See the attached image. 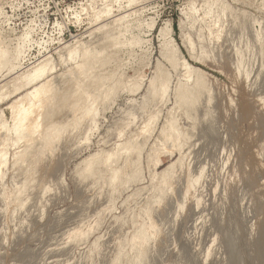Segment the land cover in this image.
<instances>
[{
    "label": "rangeland",
    "instance_id": "1",
    "mask_svg": "<svg viewBox=\"0 0 264 264\" xmlns=\"http://www.w3.org/2000/svg\"><path fill=\"white\" fill-rule=\"evenodd\" d=\"M227 15H229V17ZM220 17H222V20ZM240 17H242V19ZM229 19L231 20V23L234 20V22L238 21V24L240 23L238 30L233 32L229 29L230 25H232L231 23H228L230 21ZM217 21L220 24L216 23ZM244 21L245 23L243 26ZM249 21L255 22L250 23ZM261 22H263V26ZM217 24L219 26H217ZM228 25L229 30L227 29L226 31V29H223L224 26ZM250 26H252L251 28H253V31L250 30ZM263 27L264 0H0V51L2 52H0V93H2L0 94V127H3V124L8 127V129H6L4 126L7 131L3 130V133L0 136V150H4L6 146L9 153L8 165L4 168L3 176L0 179V242L2 243L0 245V257H2L0 258V262L3 260L0 264H78L83 260V263L85 262L84 264H88L91 257L98 249L101 254H104L107 251L108 245H106V240L110 237L108 243L110 247L118 244L116 247L123 254L122 256L124 258L121 264H132V260L137 256V264H147V261L144 262V259L148 258L150 249L146 244V240L142 239L140 242L135 241L140 232L147 228L150 219L153 218L152 223L154 220L156 221L158 219H156V217H158V211H154L155 213L152 212L149 217L148 215H145V211L149 208L153 209V207L156 206V203H158L164 195L172 196L175 200H173L172 204L167 208H164L167 213L164 211L156 223L162 231L168 226V230L166 229V231H169L168 234H173H169L170 237L168 236L167 242H165V240L160 243L157 251V255L159 254V257H157L156 260L157 262L160 263L161 260V264H174V260L171 261L174 254L176 261L175 264H177L178 261V264H195L197 261L200 262L202 260V262L197 263L264 264V125H262L264 124V88L257 86V88L263 89H259L260 91L256 89L257 92H255L256 86L254 85L256 82H253L257 75H259L261 61L259 60V62H256L257 65L255 64L253 72L249 78L245 77V75L239 74L236 69L238 55L242 51V46L239 44L240 41H246V34L250 30V35L254 36L255 34V42L260 43L262 41V36L264 35ZM224 31H226V33ZM119 32L125 34L124 36H121V40H117L118 42L114 45L106 42L110 35H116ZM228 33L231 35L226 37ZM217 34L224 35V37L219 41L218 49L220 52L217 51V54L213 56L211 54L212 49L210 44L214 42H209L208 39L209 36L211 39H214L217 37ZM182 37H185L192 43L193 57H190L187 50L182 46ZM222 41L224 43H222ZM95 46L100 48L104 46L105 48L104 52L98 57V69L95 72L96 77L94 83L97 85L106 83L110 86V89L107 90L108 93L104 95L96 105L93 115H91L92 124L90 122L87 128L86 126L84 127L86 129L85 133L89 131V134L86 133L88 136L82 134L84 131L82 132L81 127V133H78L77 136L75 135L76 140L72 141V143H75L74 145H71L72 143L67 139L62 147L64 149L58 150L53 154L51 159L49 158L50 164L53 163L52 165H54V167H50V164V166L48 165L49 159L46 161L44 166H48L45 169L50 170V173L47 171L45 173L46 176H44L41 172L44 177L40 174V177L42 178L38 177L40 180L37 179L38 182L36 183L38 185L36 183L33 184L32 180L27 179L25 182L23 180L22 182L24 184H22L21 180L24 179L26 167L21 168L22 165H20V167L14 168L13 166L16 159H18L17 157L24 152L26 143L22 141L17 143V145L15 144V134L11 132L14 126V119L12 120L13 111H10L12 107L9 106L17 104L18 107H20L22 103V106H28V99H30L29 94L33 92L38 85L40 86L41 83L43 84L48 80H51L53 83L56 78L57 80L60 79L58 82L55 80L54 87H57L58 89L61 87L62 89L63 79L68 76L69 69L74 65L69 59H71L72 56H81L84 52L92 50ZM227 51L228 53L231 52L228 54ZM245 53L247 60L249 55L248 49ZM165 54L172 56V58L170 57L172 60H168ZM221 56L226 61H224ZM226 56L230 58V61L235 67H233L231 62L228 61L229 58H226ZM221 59L226 65L221 63ZM66 60L69 61L67 62ZM183 62L188 64L191 72L187 73L189 70L184 69L182 65ZM68 63L69 65H67ZM247 67H251L249 63L246 64V68ZM42 68H46L47 73L45 72L43 77L39 79L37 73L42 70ZM50 69H54V71ZM254 71H256V73ZM186 73L191 77H188ZM262 74L264 75V73ZM197 76L200 77L198 78ZM202 76H204V80L202 79ZM241 76L243 78H241ZM161 79L165 80L167 91L163 96L162 93H159V95L157 94V97H153V94L150 93L152 83H154L153 81L160 83ZM251 83L253 86L252 88L250 86ZM56 84L61 85L58 86ZM63 88H65V90L67 89L66 97L67 99H70L75 91V84L71 83L68 87L63 86ZM251 89H253L254 93ZM65 90L62 89L61 91ZM188 91L194 95H203L205 104L209 99H212L211 108H208L207 106L204 108L207 117L206 121H208L209 125L214 124L217 131H221L220 136L207 137L208 139L212 138L208 143L206 141L207 145L203 141L200 143L198 142V144L196 142L195 144L191 142L189 147L191 149H194L195 147L193 150L194 153L192 152L193 155L191 154L190 151L192 150H190L189 147L185 146L181 152L180 148L177 149L172 141L165 138V134L169 132L171 122L177 119V117H180L181 114L179 112L180 110L175 107L177 96ZM205 96H209V99H206ZM216 100H219L218 103ZM252 103L253 105L251 106L250 104ZM17 105L15 107H17ZM215 106L219 107L216 108ZM253 109H255V111H253ZM249 111H253L254 113H250ZM239 114L242 116L241 118L240 116L238 117ZM50 124L51 123H45L46 126H44V131L48 130ZM178 127H180L181 130L184 129L182 126ZM163 131H166L165 134ZM41 140L42 139L37 140L35 145H40ZM1 144L3 145L1 146ZM192 144H197L199 148ZM217 144L219 145L217 146ZM136 145L140 146H137L139 149ZM200 145L202 146L201 148ZM215 147L217 148L214 149ZM127 149L130 150L127 151ZM195 150L197 151L196 153ZM222 150L223 154L221 153ZM134 152L138 153L134 154ZM208 152H210V154ZM58 153H60V155H58ZM200 153H202L201 155L203 156H201ZM204 153L208 155L205 156ZM212 153L213 155H211ZM214 154L216 155L214 156ZM132 156L133 158H136L133 160V158H131ZM212 156L214 157L211 158ZM57 157L61 159H58ZM109 157L118 160H110L111 162L113 161L110 164V161H108ZM199 157H202V159ZM205 157L207 159L209 157V159L205 160ZM53 158L61 161H55ZM125 159L127 162H125ZM180 159L184 162L182 161L181 163ZM195 159L198 163L195 162ZM130 160H133L132 164ZM199 160H202V162ZM86 161H88V164ZM104 161L107 162V164ZM114 161L117 162L115 163ZM205 161L208 164L205 163ZM28 162H30V160H28ZM178 162H180L177 166L180 173H178V175L179 178H181L178 181L179 183L176 182V185H174L175 183L170 182V178L163 180L161 175L169 169L170 166L175 165ZM56 163L58 165H56ZM203 163H205L206 166ZM200 164H203L204 168H206V175L209 174V176L207 175L206 177H209L210 180L209 178L203 180L201 182L202 184L200 183L199 185L201 188L198 186L193 190L189 185V176L187 173L190 170H196L197 172V169L200 168ZM92 165H95L96 167H93ZM122 165L125 166L123 168L124 172L121 174L122 180L111 183L110 179L112 178L109 177L113 176V172L111 173V171L122 168ZM87 166L93 168L91 169ZM234 166L239 172L237 171L235 173L234 185H232L233 187L231 186L232 189H230L227 194L228 196L230 195L229 198L231 200L230 202H227L228 199L224 195V186H226V179H228L229 176L228 174L231 173H229V171ZM84 168H86V170ZM176 170L174 169V171ZM102 171L103 174H101ZM127 173H130V175ZM135 175L137 176L135 177ZM60 176L61 179L57 180ZM78 176L80 178L82 177V181ZM21 177L22 179L20 180L19 178ZM73 178L75 180H73ZM124 178H128L129 181L128 179L124 180ZM183 178L185 179L182 181ZM46 180H48L53 186L49 184V190L47 189L46 192L41 194L40 192L47 184L45 183ZM14 181H16L17 185ZM53 181L56 182L54 183ZM83 181L87 183H84ZM81 182L82 184L84 183L82 191L80 190L82 184H79ZM243 182H246L247 184L245 185ZM249 182L252 183V188L247 186ZM56 183L60 185L57 186ZM117 183L118 185H116ZM85 184L88 185H86L88 188ZM54 185L56 188H54ZM111 185L114 187V190L118 187V190L114 191ZM178 185L181 187L182 192ZM24 186L25 193H23L22 190ZM237 186L238 188H236ZM248 187L250 188L249 191ZM76 188L79 192H77ZM178 188L180 190H178ZM183 188L185 189L183 190ZM235 188L237 189V193H235ZM51 189L53 190L50 191ZM240 189L242 193L240 192ZM21 190L22 192H18ZM177 190L178 192H176ZM29 191L32 193H29ZM89 191L91 192L89 193ZM50 192L51 199L50 196L48 198ZM166 192L167 194H165ZM231 192H234L233 195ZM112 193L114 195H112ZM182 193H184V196H182ZM18 194H20L21 197ZM44 197L46 198L45 200L48 201L46 204ZM180 197L186 198L187 201L185 208L181 210H179ZM27 198L35 199V205L34 203L29 202L31 206L33 204L35 211L29 204H27ZM96 201L99 202L96 203ZM41 202L43 204L42 206ZM86 203L88 205L91 204V206H88ZM257 204H260V208ZM22 205L23 207H26L25 205H27V207H30L31 209L29 208L27 211L25 209V213L24 210L19 211V207H21V209L23 208ZM76 206H78V208ZM15 209L18 210L16 211ZM247 209L250 210L248 211ZM28 210H30V213ZM31 211L34 213H31ZM174 211H178L180 215L178 218L180 221L177 223L178 226L174 223ZM26 212L29 214L28 217L25 216L27 215ZM22 213L24 214L22 215L24 220H18L21 216H19V214ZM36 214L41 215L37 216ZM229 214H231V216ZM14 215L19 217L17 218ZM165 216L167 217L165 218ZM26 217L27 220H29L28 222L27 220L25 221ZM38 219L39 221H37ZM165 219L168 220V223ZM128 220H130L131 223L130 221L128 223ZM172 220L174 221L172 222ZM126 221L128 224H126ZM191 222L193 224H191ZM56 223L58 226L55 225ZM35 224H37V226ZM31 227L33 228L31 229ZM118 227L119 229L117 230ZM19 230L22 231L20 232ZM53 230L56 231L52 232ZM114 230L116 233L113 232ZM209 231L213 232L210 233ZM34 232L38 237L33 234ZM22 233H24V235H22ZM175 233L178 234L175 235ZM18 236L21 238H18ZM226 236L232 237V243L235 242L232 247L235 252L227 250V248L229 249V246L225 244L227 243ZM4 238L5 240H3ZM175 238H177L178 241ZM111 239L114 240L112 241ZM189 240L191 241L189 242ZM196 240L198 242H196ZM203 241L207 242L204 243ZM186 243H191L188 251L192 250L194 253L189 251L187 257L189 258V256H192L187 259V262H184L186 261L183 259L185 255L184 251H187L188 248ZM219 243L223 244L220 245ZM235 246L236 250L234 249ZM179 249H181V254H179ZM40 250L43 251L45 254L44 256L43 253L40 255L42 252H38ZM172 251L173 253H171ZM67 252L70 253L68 254ZM168 252L172 255L171 257ZM197 252L199 257L196 255ZM175 253L179 255L177 256ZM36 256L37 258H34ZM43 258L45 260H43ZM20 259L21 261H19Z\"/></svg>",
    "mask_w": 264,
    "mask_h": 264
},
{
    "label": "bare ground",
    "instance_id": "2",
    "mask_svg": "<svg viewBox=\"0 0 264 264\" xmlns=\"http://www.w3.org/2000/svg\"><path fill=\"white\" fill-rule=\"evenodd\" d=\"M219 2V1H218ZM214 3V2H213ZM214 6V5H213ZM212 8V7H211ZM237 11V10H236ZM235 11V12H236ZM222 12H224V11H222ZM213 13V12H212ZM220 15H221V13H220ZM241 15V14H240ZM228 17H229V15H227ZM237 16V15H236ZM242 16V15H241ZM223 17V16H222ZM222 17H220V19L222 20ZM230 17H231V15H230ZM234 17V16H233ZM237 17H239V16H237ZM236 17V18H237ZM241 19H242V17H240ZM239 18V19H240ZM246 18V17H245ZM254 18V17H253ZM253 18H252V20H253ZM220 20V21H221ZM230 20V19H229ZM237 20H238V18H237ZM246 20V19H245ZM262 20V19H261ZM232 21H233V19H232ZM235 21V20H234ZM232 22L231 23V20L228 22L229 24L231 23L232 25H230V27H229V25L228 26H224L223 27V29H226V31H227V29H228V27H229V29L231 30V31H236V30H238L239 29V27H240V23L238 24V21L237 22ZM243 21V20H242ZM242 21H240V22H242ZM248 21V20H247ZM258 21V20H257ZM250 22V21H249ZM252 22H255V21H252ZM252 22H250V23H252ZM216 23H219L218 21L216 22ZM222 23V22H221ZM244 23H245V21L243 22V26H244ZM262 23V26H263V22H261ZM220 24V23H219ZM223 24V23H222ZM224 25V24H223ZM241 25H242V23H241ZM259 25V24H258ZM261 25V24H260ZM217 26H219L218 24H217ZM221 26V25H220ZM226 27V28H225ZM252 26H250V28H251ZM248 28V27H247ZM228 29V30H229ZM242 29H244V28H242ZM253 28H251L250 30H252ZM250 30L247 32V34H246V41L244 40H241L240 41V46H242V51L240 52V54L238 55V62H237V64H236V69H237V72L239 73V74H241V75H245V77H247V78H249L250 76H251V74H252V72H253V68H254V66H255V64H256V62H259V60L261 61V66H259L260 67V71H259V75H257V77H256V79H255V81H253L254 83H255V85L254 86H256L255 87V92H257V90L256 89H260V90H262L263 88H264V75L262 74V73H264V35L262 36V41L260 42V43H256L255 42V34H254V36L253 35H250ZM263 30H264V27H263ZM226 31H224L225 33H226ZM253 31V30H252ZM252 31H251V33H252ZM222 32V31H221ZM225 33H222V34H225ZM164 34H165V31H164ZM211 34V33H210ZM263 34V33H262ZM125 34L124 33H117L116 35L115 34H112V35H110V37L106 40V42L108 43V44H115V43H117L119 40H121V36H124ZM167 35V34H166ZM165 35V36H166ZM170 35V34H169ZM169 35H168V37H169ZM231 34H227L226 35V37H229ZM245 35V34H244ZM256 35H257V33H256ZM205 36V35H204ZM208 36V35H207ZM233 36V35H232ZM231 36V37H232ZM247 36H248V38H247ZM251 36V37H250ZM253 36V37H252ZM163 37H164V35H163ZM222 37H224V35H220V34H217V37H215L214 39H211L210 38V36H209V42H214V43H212V44H210V46H211V54L214 56L215 54H217V51H219V41L222 39ZM102 38V37H101ZM166 38H167V36H166ZM226 39V38H225ZM231 39V38H230ZM240 39V38H239ZM242 39V38H241ZM104 40V39H103ZM118 40V41H117ZM256 40H258V39H256ZM100 41V40H99ZM109 42H112V43H109ZM238 42V41H237ZM120 43H121V41H120ZM222 43H224L223 41H222ZM221 43V44H222ZM230 44V43H229ZM237 44V43H236ZM239 44H238V46H239ZM182 46H184V48L187 50V52H188V54H189V56L190 57H193V53H192V43L188 40V39H186L185 37H182ZM203 47H205V46H203ZM221 47V46H220ZM235 47V46H234ZM104 46H102L101 48L100 47H98V46H95L92 50H90V51H86V52H84V54L83 55H76V56H72V58L71 59H69V60H71V62H73L74 63V65H73V67L71 68V69H69V74H68V76H66V78H64L63 79V85H62V89H64L65 90V88H63V86L64 87H68V85L69 84H71V83H74L75 84V91L73 92V94H72V96H71V98L69 99H67V97H66V93H67V89L65 90V91H61L62 89H61V87H60V89H58L57 87H54V82H55V80H57V78L56 77H54V78H56L55 80L54 79H52V80H54V82L52 83V81L51 80H48V81H44L45 83H41L40 84V86L38 85V87L33 91V92H31L29 95H30V97L29 96H27V97H29L30 99H28V101H29V103H28V106H22L23 105V103H22V105L20 106V107H18V105H17V107H15L16 105H13V106H9V107H12V109H10V111H13L12 112V114H13V118H12V120L14 119V126H13V129H12V133L13 134H15V144L17 145V143H19V142H22V141H24L25 143H26V148H25V150H24V152L22 153V155H20L19 157H17L18 159H16V161L14 162V168H16V167H20V165H22V167L21 168H23V167H26V169H25V176H24V179H22V177L21 178H19L20 180H21V182L24 180V182H25V180L27 179V180H32V183L34 184V183H36V182H38L37 181V179H38V177L39 178H42V177H40V174H41V172L44 174V176H46V172L48 171H50V170H47V169H45V168H47V167H45L44 166V164L46 163V161H48V159L50 158H52V156H53V154H55L58 150H61V149H64V148H62L63 146H64V144H65V141L68 139V141H70V143H72V141H74V140H76V138H75V135L77 136L78 135V133H81V131H80V129H81V127H82V132L84 131V133H82V134H86V133H88V132H86L85 133V131H86V129L84 128L85 126H86V128H87V126L90 124V122H91V124H92V118H91V115H93V112H94V110H95V108H96V105L98 104V102L100 101V99L104 96V95H106L108 92H107V90L108 89H110V86L108 85V84H106V83H102V84H100V85H97V84H95L94 83V80H95V77H96V75H95V72L97 71V69H98V67H97V63L99 62V55H101L103 52H104ZM201 48V47H200ZM231 48V47H230ZM241 48V47H240ZM238 49V48H237ZM236 49V50H237ZM247 49H248V58H247V60H246V53L245 52H247ZM198 50V49H197ZM227 50V49H226ZM201 51V50H200ZM259 51V52H258ZM1 52V51H0ZM7 52V51H6ZM5 52V53H6ZM203 52V51H202ZM220 52V51H219ZM231 52V51H230ZM229 52V53H230ZM2 53V52H1ZM209 53V52H208ZM221 53H223V52H221ZM227 53H228V51H227ZM228 53V54H229ZM239 53V52H238ZM74 54H76V53H74ZM5 55H8V54H5ZM222 55V54H221ZM165 56L168 58V60H172L171 58H172V56H169V55H167V54H165ZM208 56V55H207ZM2 57V56H1ZM4 57V56H3ZM7 57V56H6ZM171 57V58H170ZM222 57V56H221ZM232 57V56H231ZM69 58H70V56H69ZM177 58V57H176ZM205 58V57H204ZM211 58V57H210ZM218 58V57H217ZM220 58V57H219ZM226 58H229V57H227L226 56ZM236 58H237V56H236ZM1 59V58H0ZM208 59V58H207ZM215 59V58H214ZM222 59H224L223 57H222ZM222 59H221V63L222 64H225V62H222ZM68 60V61H69ZM209 60V59H208ZM218 60V59H217ZM217 60H215V61H217ZM5 61V60H4ZM67 61V60H66ZM67 61V62H68ZM206 61V60H205ZM220 61V60H219ZM218 61V62H219ZM224 61H226L225 59H224ZM228 61H230V58H229V60ZM65 62V61H64ZM70 62V63H71ZM172 62V61H171ZM231 62V61H230ZM236 62V61H235ZM213 63V62H212ZM249 63V65L251 66L250 68H248V70H247V68H246V64H248ZM65 64H66V62H65ZM100 64H103V63H100ZM227 64H228V62H227ZM231 64H232V62H231ZM259 64V63H258ZM67 65H69V63L67 64ZM182 65H183V67H184V69L185 70H189L187 73H189V72H191V70L189 69V67H188V64H186L185 62H183L182 63ZM220 65V64H219ZM226 65V64H225ZM229 65V64H228ZM233 65V64H232ZM257 65V64H256ZM178 66V65H177ZM221 66V65H220ZM223 66V65H222ZM231 66V65H230ZM1 67V66H0ZM219 67V66H218ZM233 67H235L234 65H233ZM69 68V67H68ZM252 68V69H251ZM67 69V68H66ZM230 69H233V68H230ZM46 68L44 69V68H42V70H40V71H38V78L40 79L41 77H43V75L45 74V72H46ZM50 70H52V69H50ZM259 70V69H258ZM52 71H54V69L52 70ZM255 73H256V71H254ZM47 73V72H46ZM50 73V72H49ZM53 73V72H52ZM186 73V75L188 76V74ZM261 73V74H260ZM63 74V73H62ZM36 75V74H35ZM49 75V74H48ZM67 75V74H66ZM200 75V74H199ZM260 75H263V76H260ZM45 76H47V75H45ZM201 76V75H200ZM199 76V77H200ZM49 77V76H48ZM186 77V76H185ZM188 77H191V76H188ZM198 77V76H197ZM198 77V78H199ZM203 77L204 76H202V79H203ZM35 78H37V77H35ZM241 78H243L242 76H241ZM252 78H253V76H252ZM251 78V79H252ZM38 79V80H39ZM44 79H45V77H44ZM50 79V78H49ZM62 79V78H61ZM159 79V78H158ZM190 79V78H189ZM205 79V78H204ZM203 79V80H204ZM36 80V79H35ZM35 80H34V82H35ZM37 80V81H38ZM42 80H43V78H42ZM58 80H60V79H58ZM58 80L56 81V82H58ZM102 80V79H101ZM106 80V79H105ZM188 81V80H187ZM200 81H202V80H200ZM154 83H152V88L150 89V93H152L153 95V97L154 96H158L159 95V93L161 94L162 93V96H163V94L167 91V86H166V82H165V80H160V83L158 82H155V81H153ZM62 83V82H61ZM99 83V82H98ZM209 84V83H208ZM56 85H58V84H56ZM61 85V84H60ZM60 85H58V86H60ZM250 86H251V88L253 87L252 86V83L250 84ZM257 86H260V87H263V88H257ZM249 87V86H248ZM178 88V87H177ZM259 90V91H260ZM264 90V89H263ZM17 91V90H16ZM177 91V90H176ZM250 91V90H249ZM251 91L253 92V89H251ZM207 92V91H206ZM262 92V91H261ZM177 93V92H176ZM254 93V92H253ZM0 94H2V93H0ZM158 94V95H157ZM261 94V93H260ZM216 95V94H215ZM252 95H254V94H252ZM7 96V95H6ZM26 97V96H25ZM155 97V98H156ZM161 97V96H160ZM206 97V99L209 97H207V96H205ZM215 97V96H214ZM218 97V96H217ZM217 97H216V99H217ZM8 98V97H7ZM6 98V99H7ZM23 98V97H22ZM5 99V100H6ZM205 99V100H206ZM209 99V98H208ZM23 100H24V98H23ZM26 100V99H25ZM154 100V99H153ZM211 101H212V99H209L208 101H207V103L205 104V102H204V99H203V95H198V94H196V95H194L193 93H191L190 91H188V92H184V93H181V94H179L178 96H177V100H176V103H175V107H177L180 111V117H177V119H175L174 121H172L171 122V125H170V129H169V132H167V134H165V132H164V134L166 135L165 136V138H167V139H169L170 141H172L173 143H174V145L176 146V148L178 149V148H180L181 150V152H182V149L185 147V146H187V147H189V145H191V142H193L194 144H195V142L198 144V142L200 143L201 141H203V142H205V144H206V141H207V143L210 141V139H212V138H207V137H216V136H220V132L219 131H217V129H216V126H214V124H212V125H209L208 124V121H206V113H205V110H204V108H205V106H207L208 108L211 106ZM214 101V100H213ZM217 101V100H216ZM219 101V100H218ZM218 101H217V103H218ZM251 101V100H250ZM262 102V101H261ZM18 103V102H17ZM21 103V102H20ZM223 103V102H222ZM255 104H257V103H255ZM25 105V104H24ZM251 106L253 105V103L252 104H250ZM256 106V105H255ZM254 106V107H255ZM262 106V105H261ZM206 107V108H207ZM216 107V106H215ZM214 107V108H215ZM219 106H217L216 108H218ZM211 108V107H210ZM225 108V107H224ZM250 108V107H249ZM252 108V107H251ZM260 108V107H259ZM256 109H258V108H256ZM239 110V109H238ZM252 110V109H251ZM259 110V109H258ZM235 111V110H234ZM253 111H255V109H253ZM253 111H251V112H253ZM218 112H219V110H218ZM237 112V111H236ZM235 112V113H236ZM250 112V111H249ZM250 112V113H251ZM261 112V111H260ZM254 113V112H253ZM252 113V114H253ZM256 113V112H255ZM259 113V112H258ZM264 113V112H263ZM262 113V114H263ZM251 114V115H252ZM257 114V113H256ZM236 115V114H235ZM258 115V114H257ZM240 116V114L238 115V117ZM261 116V115H260ZM242 116H240V118H241ZM215 118V117H214ZM213 118V119H214ZM96 119V118H95ZM261 119V118H260ZM242 120V119H241ZM240 120V121H241ZM263 120V119H262ZM232 121V120H231ZM13 122V121H12ZM45 123H51L50 124V126H48V130L47 131H44V126H46L45 125ZM5 127H6V125L5 124H3ZM149 125H150V123H149ZM259 125V124H258ZM262 125H264V124H262ZM0 127V136L2 135V133H3V130H6V129H8V127H6V129H5V127ZM12 126H11V128H12ZM178 126H182V128H184V129H180V127H178ZM184 126V127H183ZM230 126V125H229ZM220 127V126H219ZM262 127V126H261ZM89 128H90V126H89ZM198 128V129H197ZM149 129V128H148ZM147 129V130H148ZM167 129V128H166ZM230 129V128H229ZM7 131V130H6ZM10 131V130H9ZM229 132V131H228ZM237 133V132H236ZM9 134V133H8ZM89 134V133H88ZM81 135V134H80ZM87 135V134H86ZM122 135V134H121ZM235 135V134H234ZM88 136V135H87ZM86 136V137H87ZM231 136V135H230ZM229 136V137H230ZM80 137V136H79ZM238 137V136H237ZM2 138V137H1ZM83 138H85V137H83ZM40 139H42L41 140V144L40 145H35V142L37 141V140H40ZM80 139V138H79ZM78 139V140H79ZM82 139V138H81ZM86 139V138H85ZM230 139V138H229ZM220 140V139H219ZM222 140V139H221ZM67 141V142H68ZM223 141V140H222ZM262 141H263V139H262ZM66 142V143H67ZM75 142H77V141H75ZM229 142V141H228ZM3 143V142H2ZM70 143H69V146H70ZM173 143H172V145H173ZM211 143V142H210ZM261 143H263V142H261ZM4 144V143H3ZM3 144H1V146L3 145ZM6 144V143H5ZM68 144V143H67ZM75 143H72L71 145H74ZM194 144H192L193 146H197L198 147V145L196 144V145H194ZM223 144V143H222ZM226 144V143H225ZM230 144V143H229ZM7 145V144H6ZM125 145V144H124ZM133 145V144H132ZM132 145H131V147H132ZM202 145V144H201ZM200 145V148L202 147ZM207 145V144H206ZM219 144H217V146H218ZM8 146V145H7ZM138 145H136V147H137ZM193 146H191V147H193ZM210 146H211V144H210ZM214 146H216V145H214ZM222 146V145H221ZM4 147V146H3ZM16 147V146H15ZM23 147V146H22ZM37 147V148H36ZM135 147V146H134ZM133 147V148H134ZM138 147H140V146H138ZM137 147V148H138ZM197 147H196V150H197ZM203 147H204V145H203ZM207 147V146H206ZM234 147V146H233ZM24 148V147H23ZM124 148V147H123ZM175 148V147H174ZM199 148V147H198ZM217 147H215L214 149H216ZM220 148V147H219ZM226 148V147H225ZM225 148H223V149H225ZM1 149V148H0ZM139 149V148H138ZM189 149L190 150H192V151H190L191 152V154H192V152H193V150L195 149V147H194V149L192 148H190L189 147ZM206 149V148H205ZM204 149V150H205ZM213 149V148H212ZM67 150V149H66ZM130 149H127V151H129ZM135 150V149H134ZM195 150V153L197 152ZM199 150V149H198ZM204 150H201V151H204ZM208 150V149H207ZM137 151H139V150H137ZM184 151V150H183ZM61 152V151H60ZM64 152V151H63ZM62 152V153H63ZM119 152H120V150H119ZM216 152V151H215ZM217 152H219V151H217ZM224 152H225V150H224ZM62 153H61V156H62ZM116 153V152H115ZM123 153H125V152H123ZM122 153V154H123ZM135 153H138V152H134V154ZM194 153V152H193ZM209 154H210V152H208ZM222 154H223V150H222V152H221ZM8 150H7V147L5 146V149L4 150H0V179L2 178V176H3V172H4V168H6V166L8 165ZM19 154V153H18ZM110 154V153H109ZM133 154V155H134ZM183 154V153H182ZM202 153H200V155H201ZM205 154V153H204ZM221 154V155H222ZM239 154V153H238ZM58 155H60V153H58ZM57 155V156H58ZM111 155V154H110ZM128 155V154H127ZM193 155V154H192ZM198 155V154H197ZM206 155H208V154H205V156ZM211 155H213V153L211 154ZM216 154H214V156H215ZM218 155V154H217ZM112 156V155H111ZM114 156H115V154H114ZM120 156V155H119ZM122 156V155H121ZM181 156H183V155H181ZM195 156H196V154H195ZM195 156H194V158H195ZM199 156V155H198ZM201 156H203V155H201ZM214 156H212L211 158H213ZM219 156V155H218ZM217 156V157H218ZM223 156V155H222ZM231 156V155H230ZM16 157V156H15ZM54 157H55V155H54ZM128 157V156H127ZM140 157V156H139ZM191 157H193V156H191ZM190 157V158H191ZM216 157V158H217ZM221 157V156H220ZM58 158V157H57ZM107 158H108V156H107ZM131 158H133V156L131 157ZM134 158H136V157H134ZM134 158H133V160H134ZM180 158H183V157H180ZM200 158V157H199ZM206 158V157H205ZM205 158H203V159H205ZM215 158V159H216ZM242 158V157H241ZM244 158V157H243ZM50 159H49V163H48V165L50 164ZM54 160H55V158H53ZM58 159H61V158H58ZM57 159V160H58ZM63 159V158H62ZM93 159H95V158H93ZM116 159V158H115ZM114 158L112 159L111 157H109V160L108 161H110V160H115ZM123 159V158H122ZM122 159H121V161H122ZM130 159V158H129ZM200 159H202V157L200 158ZM208 159H209V157H208ZM207 158L205 159V160H208ZM28 160H30V162H28ZM57 160H55V161H57ZM116 160H118V159H116ZM126 160V159H125ZM132 160V161H133ZM137 160V159H136ZM186 160V159H185ZM212 160H214V159H212ZM221 160V159H220ZM259 160V159H258ZM264 160V159H263ZM61 160H58V162H60ZM64 161V160H63ZM131 161V160H130ZM132 161H131V164H132ZM140 161V160H139ZM179 161V160H178ZM182 161L183 160H181L180 159V162L182 163ZM190 161V160H189ZM198 161V160H197ZM200 161V160H199ZM210 161H211V159H210ZM209 161V162H210ZM244 161V160H243ZM65 162V161H64ZM87 162V164H88V161H86ZM89 162H91V161H89ZM93 162H95V161H93ZM93 162H92V164H93ZM98 162H100V161H98ZM105 162V161H104ZM113 162V161H112ZM111 161H110V164L112 163ZM115 163L117 162V161H114ZM125 162H127V160L125 161ZM180 162H178L177 164H175V165H172V166H170V168L169 169H167L162 175H161V177L163 178V180H167V179H169L170 178V182H173V183H175L174 185H176V182L177 183H179L178 181H179V179H181V178H179V175H178V173H179V171H178V168H177V166L179 165V163ZM184 162V161H183ZM195 162H196V159H195ZM200 162H202V160L200 161ZM213 162V161H212ZM235 162V161H234ZM101 163V162H100ZM106 164H107V162H105ZM196 163H198V162H196ZM205 163H207L206 161H205ZM205 163H203L204 165H205ZM226 163V162H225ZM240 163H241V161H240ZM53 164V163H52ZM52 164H50L49 166L50 167H54V165H52ZM55 164V163H54ZM65 164V163H64ZM86 164V165H87ZM96 164V163H95ZM104 164V163H103ZM110 164H109V166H110ZM118 164V163H117ZM131 164H130V166H131ZM185 164V163H184ZM193 164H195V163H193ZM203 164H200V168L199 169H197L198 171L196 172V170H193V171H188V182H189V185L193 188V190H194V188H196V187H198L199 185H200V183L203 181V180H206V179H208L206 176L208 175L209 176V174H207L206 175V168H204V165ZM208 164V163H207ZM56 165H58L57 163H56ZM90 165H91V163H90ZM97 165V164H96ZM125 165V164H124ZM211 165H212V163H211ZM222 165V164H221ZM223 165H224V163H223ZM238 165H239V163H238ZM93 166V165H92ZM104 166H105V164H104ZM112 166V165H111ZM119 166V165H118ZM123 166V165H122ZM188 166H189V164H188ZM206 166V165H205ZM240 166H242V165H240ZM243 166H244V163H243ZM12 167V168H13ZM58 167H60V166H58ZM88 167V166H87ZM86 167V168H87ZM93 167H96L95 165L93 166ZM92 167V168H93ZM125 166H123L122 168H119V169H116V170H113V171H111V173L113 174V176H109V177H111L112 179H110V181H111V183L112 182H116V181H118V180H122L121 179V174H122V172H124L123 171V168H124ZM126 167H127V165H126ZM177 168V170H176V168ZM215 167V166H214ZM222 167V166H221ZM20 168V169H21ZM86 168H84L85 170H86ZM88 168H91V167H88ZM91 168V169H92ZM196 168H198V167H196ZM195 168V169H196ZM53 169V168H52ZM138 169V168H137ZM174 169L176 170V171H174ZM183 169V168H182ZM188 169H189V167H188ZM191 169V168H190ZM220 169V168H219ZM54 170V169H53ZM64 170V169H63ZM90 170V169H89ZM88 170V171H89ZM103 170H105V169H103ZM184 170H185V168H184ZM224 170V169H223ZM247 170V169H246ZM84 171V170H83ZM94 171H95V168H94ZM93 171V172H94ZM108 171V170H107ZM238 171V169L234 166L230 171H229V173L230 174H228L227 176H228V179H226L227 181H226V186H224L225 188H224V195H225V197L228 199V201L227 202H230V198H229V196L227 195L228 193H229V190L230 189H232L231 188V186L232 185H234V178H235V173ZM81 172V171H80ZM84 172H86V171H84ZM84 172H82V173H84ZM92 172V173H93ZM139 172V171H138ZM228 172V171H227ZM226 172V173H227ZM239 172V171H238ZM50 173V172H49ZM48 173V174H49ZM77 173V172H76ZM87 173H89V172H87ZM185 173V172H184ZM209 173V172H208ZM245 173V172H244ZM43 174H41L42 176H43ZM47 174V175H48ZM58 174H60V173H58ZM62 174V173H61ZM90 174H91V172H90ZM101 174H103V171L101 172ZM104 174H105V172H104ZM125 174V173H124ZM123 174V175H124ZM128 175H130V173H127ZM137 174V173H136ZM180 174V173H179ZM213 174V173H212ZM242 174V173H241ZM248 174H249V172H248ZM14 175V174H13ZM24 175V174H23ZM78 175H80V174H78ZM92 175V174H91ZM93 175H94V173H93ZM140 175V174H139ZM237 175V174H236ZM16 176H17V174H16ZM43 176V177H44ZM54 176H57V175H54ZM63 176V175H62ZM137 175H135V177H136ZM211 176V175H210ZM219 176V175H218ZM13 177V176H12ZM76 177H77V175H76ZM79 177V176H78ZM123 177V176H122ZM125 177V176H124ZM182 177H184V176H182ZM212 177H213V175H212ZM220 177V176H219ZM222 177V176H221ZM238 177V176H237ZM52 178V177H51ZM50 178V179H51ZM80 178V177H79ZM82 178V177H81ZM80 178V180L82 181V179ZM132 178V177H131ZM186 178V177H185ZM185 178H183L182 179V181L185 179ZM215 178V177H214ZM227 178V177H226ZM14 180H16L15 178H13ZM34 179V180H33ZM46 179V178H45ZM61 179V176H60V178H58L57 180H60ZM85 179V178H84ZM126 179H128V178H126ZM125 178H124V180H126ZM134 179V178H133ZM39 180V179H38ZM42 180V179H41ZM48 180H49V178H48ZM48 180H46L45 181V183H47L46 184V186H44V189H42V191L40 192L41 194H43L44 192H46V190L48 189L49 190V184H51V183H49V181ZM53 180V179H52ZM52 180H51V182H52ZM56 180V179H55ZM73 180H75L74 178H73ZM87 180V179H86ZM85 180V181H86ZM131 180V179H130ZM209 180H210V178H209ZM249 180V179H248ZM40 181V180H39ZM62 181H63V179H62ZM128 181H129V179H128ZM169 181V180H168ZM243 181V180H242ZM15 183H16V181H14ZM17 182H19V181H17ZM44 182V181H43ZM54 182V181H53ZM56 182V181H55ZM54 182V183H55ZM58 182H60V181H58ZM84 182V181H83ZM90 182V181H89ZM88 182V183H89ZM123 182H125V181H123ZM161 182H163V181H161ZM185 182H186V180H185ZM205 182V181H204ZM247 182V181H246ZM244 183L243 182V184H247V183ZM12 183V182H11ZM44 183V184H45ZM53 183V184H54ZM77 183H78V181H77ZM77 183H75V184H77ZM84 183H87V182H84ZM83 183V184H84ZM93 183V182H92ZM100 183V182H99ZM119 183V182H118ZM118 183L116 184V185H118ZM127 183V182H126ZM164 183V182H163ZM165 183H166V181H165ZM206 183V182H205ZM21 184V183H20ZM22 184H24L23 182H22ZM37 184V183H36ZM57 184V186L58 185H60V184H58V183H56ZM55 184V185H56ZM79 184H82V182L81 183H79ZM83 184L81 185L82 187H80L81 189V191L83 190L82 188H84L83 187ZM120 184V183H119ZM128 184V183H127ZM181 184V183H180ZM184 184V183H183ZM202 184V183H201ZM16 185H17V183H16ZM38 185V184H37ZM37 185H35V186H37ZM52 185V184H51ZM54 185V186H55ZM87 184H85V186H86ZM113 185H115V184H113ZM121 185V184H120ZM126 185V184H125ZM155 185V184H154ZM251 185H252V183H248V185L247 186H249V187H251ZM6 186V185H5ZM42 186H43V184H42ZM53 186V185H52ZM66 186V185H65ZM77 186V185H76ZM88 186V185H87ZM86 186V187H87ZM101 186V185H100ZM112 186V185H111ZM128 186V185H127ZM203 186V185H202ZM242 186V185H241ZM11 187H12V185H11ZM15 187H17V186H15ZM21 187V186H20ZM113 187V186H112ZM117 187V186H116ZM115 187V188H116ZM178 187H180L179 185H178ZM200 188H201V186H199ZM233 187V186H232ZM248 187V188H249ZM256 187V186H255ZM24 188H25V186L23 187V193H25V190H24ZM28 188V187H27ZM38 188V187H37ZM40 188V187H39ZM51 188V187H50ZM54 188H56V186L54 187ZM57 188H60V187H57ZM78 188H79V186H78ZM88 188V187H87ZM118 188V187H117ZM116 188V190H118ZM216 188H217V185H216ZM236 188H238V186L236 187ZM235 188V189H236ZM245 188H246V186H245ZM247 188V189H248ZM252 188V187H251ZM19 189V188H18ZM77 189V188H76ZM86 189V188H85ZM94 189V188H93ZM180 189H181V187H180ZM179 188H178V190H180ZM185 188H183V190H184ZM197 189H199V188H197ZM203 189V188H202ZM202 189H201V191H202ZM234 189V188H233ZM242 189V188H241ZM241 189H240V192H241ZM20 190V189H19ZM22 190L21 191H18V192H22ZM28 190V189H27ZM35 190H36V188H35ZM34 190V191H35ZM39 190V189H38ZM53 189H51L50 191H52ZM56 190V189H55ZM67 190V189H66ZM90 190V189H89ZM108 190V189H107ZM113 190H114V187H113ZM116 190H114V191H116ZM178 190L176 191V192H178ZM200 190V189H199ZM243 190H245V189H243ZM242 190V191H243ZM250 190V188L248 189V191ZM86 191V190H85ZM92 191V190H91ZM91 191H89V193L91 192ZM114 191H112V192H114ZM181 192H182V189L180 190ZM180 191H179V194H180ZM186 191V190H185ZM254 191V190H253ZM65 192V191H64ZM77 192H79V190L77 189ZM199 192V191H198ZM222 192V191H221ZM29 193H32V192H30L29 191ZM54 193V192H53ZM52 193V194H53ZM56 193V192H55ZM107 193V192H106ZM117 193V192H116ZM232 193V192H231ZM234 193V192H233ZM233 193H232V195H233ZM235 193H237V189H236V192ZM242 193V192H241ZM21 194V193H20ZM20 194H18V195H20ZM28 194V193H27ZM35 194V193H34ZM50 194H51V192L49 193V195H48V198H49V196H50ZM80 194V193H79ZM101 194V193H100ZM103 194V193H102ZM165 194H167V192L165 193ZM178 194V193H177ZM178 194V195H179ZM183 195L182 196H184V193H182ZM246 194V193H245ZM249 194V193H248ZM25 195V194H24ZM31 195V194H30ZM44 195H46V194H44ZM64 195V194H63ZM68 195V194H67ZM76 195V194H75ZM107 195H108V193H107ZM112 195H114L113 193H112ZM162 195V194H161ZM238 195V194H237ZM236 195V196H237ZM240 195V194H239ZM35 196H38V195H35ZM62 196V195H61ZM65 196V195H64ZM105 196H106V194H105ZM104 196V197H105ZM181 196V195H180ZM223 196V195H222ZM241 196H242V194H241ZM20 197H21V195H20ZM23 197V196H22ZM34 197V196H33ZM41 197H42V195H41ZM45 197H47V196H45ZM44 197V200L46 199ZM56 197V196H55ZM54 197V198H55ZM81 197V196H80ZM109 197V196H108ZM112 197V196H111ZM224 197V198H225ZM251 197V196H250ZM17 198V197H16ZM39 198H40V195H39ZM65 198H66V196H65ZM220 198V197H219ZM242 198V197H241ZM26 199V198H25ZM37 199V198H36ZM50 199H51V196H50ZM81 199V198H80ZM89 199H91V198H89ZM111 199H113V198H111ZM240 199V198H239ZM246 199V198H245ZM1 200V199H0ZM21 200H24V199H21ZM29 200V201H28ZM34 198H27V204H29L30 205V203L29 202H32V203H34ZM43 200V201H44ZM53 200V199H52ZM87 200V199H86ZM98 200H99V198H98ZM104 200V199H103ZM173 200H175L174 198H172V196H168V195H164L163 197H162V199H160L159 200V202L158 203H156V206L155 207H153V209L152 208H149L148 210H146L145 211V215H148V217L151 215V213L152 212H154V211H158L157 212V216L158 217H156L155 216V212L153 213V215L156 217V219L158 218L159 219V217L160 216H162V213L165 211V207L167 208L169 205H171L172 204V202H173ZM191 200V199H190ZM189 200V201H190ZM233 200H234V198H233ZM236 200H237V198H236ZM250 200H251V198H250ZM3 201V200H2ZM46 201V200H45ZM85 201V200H84ZM23 202V201H22ZM48 201H46L45 202V204L47 203ZM54 202V201H53ZM97 202H99V201H96V203ZM109 202V201H108ZM179 202H180V204H179V210H181V209H184L185 208V206H186V204H187V201H186V198H184V197H180V200H179ZM235 202V201H234ZM233 202V203H234ZM240 202V201H239ZM248 202V201H247ZM261 202H262V200H261ZM261 202H258V203H261ZM1 203V202H0ZM26 203V202H25ZM24 203V204H25ZM35 203H36V201H35ZM35 203H34V205H35ZM92 203V202H91ZM115 203V202H114ZM195 203V202H194ZM23 204V205H24ZM80 204V203H79ZM87 204V203H86ZM93 204V203H92ZM174 204V203H173ZM210 204V203H209ZM248 204V203H247ZM3 205V204H2ZM17 205V204H16ZM23 205H22V207H23ZM28 205V206H29ZM37 205V204H36ZM43 204H42V202H41V206H42ZM49 205V204H48ZM53 205V204H52ZM88 205V204H87ZM90 206H91V204H89ZM88 205V206H89ZM94 205V204H93ZM97 205V204H96ZM124 205V204H123ZM245 205V204H244ZM258 205V204H257ZM260 205V204H259ZM258 205V207L260 208V206ZM26 207H23L22 209H21V207H19L20 208V210L19 211H22V210H24V213H25V209H26V211H27V209H29L28 207H27V205H25ZM31 206V205H30ZM80 206V205H79ZM85 206V205H84ZM191 206V205H190ZM196 206V205H195ZM227 206V205H226ZM232 206V205H231ZM241 206V205H240ZM250 206V205H249ZM262 206V205H261ZM264 206V205H263ZM1 207V206H0ZM32 208H33V204H32V206H31ZM38 207V206H37ZM77 208H78V206H76ZM124 207H125V205H124ZM188 207V206H187ZM233 207V206H232ZM237 207V206H236ZM246 207V206H245ZM44 208V207H43ZM123 208V207H122ZM126 208V207H125ZM194 208V207H193ZM248 208V207H247ZM252 208V207H251ZM1 209V208H0ZM2 209H4V208H2ZM31 209V208H30ZM36 209V208H35ZM72 209V208H71ZM80 209V208H79ZM176 209V208H175ZM178 209V208H177ZM236 209V208H235ZM239 209V208H238ZM238 209H237V211H238ZM16 211L18 210V209H15ZM33 210H34V208H33ZM45 210V209H44ZM76 210V209H75ZM81 210V209H80ZM125 210V209H124ZM222 210V209H221ZM242 210H244V209H242ZM248 210V209H247ZM250 210V209H249ZM248 210V211H249ZM264 210V209H263ZM1 211V210H0ZM3 211V210H2ZM5 211V210H4ZM18 211V212H19ZM30 210H28V212H29ZM35 211V210H34ZM36 211H37V209H36ZM70 211V210H69ZM143 211V210H142ZM213 211V210H212ZM216 211V210H215ZM235 211V210H234ZM240 211V210H239ZM17 212V213H18ZM33 211H31V213H32ZM41 212V211H40ZM40 212H38V213H40ZM42 212H43V210H42ZM85 212V211H84ZM191 212V211H190ZM202 212V211H201ZM224 212V211H223ZM27 213V212H26ZM30 213V212H29ZM34 213V212H33ZM47 213V212H46ZM72 213V212H71ZM74 213V212H73ZM106 213V212H105ZM133 213V212H132ZM165 213H167V211H165ZM172 213V212H171ZM181 213V212H180ZM200 213V212H199ZM204 213V212H203ZM206 213V212H205ZM207 213H208V211H207ZM232 213V212H231ZM248 213V212H247ZM255 213V212H254ZM3 214V213H2ZM76 214V213H75ZM78 214V213H77ZM87 214V213H86ZM227 214V213H226ZM243 214H244V212H243ZM261 214V213H260ZM1 215V214H0ZM21 215V216H20ZM22 215H24L23 213L22 214H19V216L20 217H22V218H20L19 216H15V217H19V219L18 220H20V219H23V216ZM28 213H27V215H25V216H27L28 217ZM37 216H39V215H41V214H36ZM81 215V214H80ZM88 215V214H87ZM132 215V214H131ZM169 215V214H168ZM189 215V214H188ZM187 215V216H188ZM230 216H231V214H229ZM242 215V214H241ZM246 215V214H245ZM58 216H60V215H58ZM86 216V215H85ZM172 216V215H171ZM173 216H174V220H175V225H177V223H178V221H180L178 218L180 217V215H179V212L177 211V212H175L174 211V213H173ZM195 216V215H194ZM210 216V215H209ZM233 216V215H232ZM5 217V216H4ZM27 217H26V219H25V221L27 220ZM71 217V216H70ZM133 217H134V215H133ZM154 217V218H155ZM167 216H165V218H166ZM203 217V216H202ZM243 217H245V216H243ZM3 218V217H2ZM25 218V217H24ZM34 218V217H33ZM39 218V217H38ZM42 218V217H41ZM62 218H64V217H62ZM79 218V217H78ZM164 218V217H163ZM173 218V217H172ZM200 218V217H199ZM215 218H216V216H215ZM235 218H236V216H235ZM14 219V218H13ZM29 219V218H28ZM153 219V218H152ZM152 219H150L149 220V223H148V226H147V228H145V229H143L141 232H140V230H139V232H140V234L136 237V241L135 242H140V240H142V239H145L146 240V244L148 245V247H149V249H150V253H149V256H148V258H145L144 260V262H146L147 261V264H161V260H160V263L159 262H157L156 260H157V257H159L158 255H157V251H158V248H159V245H160V243L162 242V241H165V242H167V238H168V236H169V234L170 235H172L171 233H169L168 234V232L169 231H166V229L168 228V226H167V228H164L163 229V231L162 230H160L159 229V225L156 223V221L158 220H154L155 221V223H154V221H153V223H152ZM192 219V218H191ZM239 219V218H238ZM244 219V218H243ZM247 219V218H246ZM0 220H1V218H0ZM4 220V219H3ZM24 220V219H23ZM32 220V219H31ZM35 220V219H34ZM41 220V219H40ZM54 220V219H53ZM56 220V219H55ZM58 220V219H57ZM74 220V219H73ZM80 220V219H79ZM123 220H125V219H123ZM164 220V219H163ZM166 221H167V223H168V220L167 219H165ZM174 220H172V222L174 221ZM186 220V219H185ZM199 220V219H198ZM198 220H197V222H198ZM216 220V219H215ZM228 220H229V218H228ZM257 220V219H256ZM262 220V219H261ZM14 221H15V219H14ZM29 220H27V222H28ZM37 221H39V219L37 220ZM62 221V220H61ZM70 221V220H69ZM129 221L130 220H128V223H129ZM181 221H182V219H181ZM231 221V220H230ZM239 221V220H238ZM247 221V220H246ZM245 221V222H246ZM19 222H21V221H19ZM54 222V221H53ZM57 222V221H56ZM64 222H65V220H64ZM75 222V221H74ZM171 222V223H172ZM184 222V221H183ZM225 222V221H224ZM237 222V221H236ZM244 222V221H243ZM259 222V221H258ZM2 223V222H1ZM5 223V222H4ZM35 223H36V221H35ZM58 223V222H57ZM57 223L55 224V225H57ZM69 223V222H68ZM120 223V222H119ZM118 223V224H119ZM127 223V221H126V224H128ZM130 223H131V221H130ZM159 223V222H158ZM181 223V222H180ZM188 223H189V221H188ZM214 223H216V222H214ZM223 223V222H222ZM232 223V222H231ZM234 223V222H233ZM241 223V222H240ZM255 223V222H254ZM15 224V223H14ZM32 224V223H31ZM40 224V223H39ZM54 224V223H53ZM160 224V223H159ZM162 224V223H161ZM173 224V223H172ZM191 224H193L192 222H191ZM201 224V223H200ZM211 224V223H210ZM238 224H239V222H238ZM21 225V224H20ZM36 226H37V224H35ZM112 225V224H111ZM125 225V224H124ZM163 225V224H162ZM212 225V224H211ZM222 225V224H221ZM3 226V225H2ZM22 226V225H21ZM23 226H25V225H23ZM27 226V225H26ZM35 226V227H36ZM51 226V225H50ZM58 226V225H57ZM126 226V225H125ZM178 226V225H177ZM180 226V225H179ZM184 226H186V225H184ZM184 226H181V227H184ZM188 226V225H187ZM189 226H190V224H189ZM195 226V225H194ZM201 226V225H200ZM237 226V225H236ZM4 227V226H3ZM2 227V228H3ZM52 227V226H51ZM124 227V226H123ZM170 227V226H169ZM173 227V226H172ZM193 227V226H192ZM202 227V226H201ZM200 227V228H201ZM205 227V226H204ZM216 227V226H215ZM214 227V229H216ZM222 227V226H221ZM233 227V226H232ZM235 227V226H234ZM243 227V226H242ZM245 227V226H244ZM259 227V226H258ZM1 228V229H2ZM21 228V227H20ZM26 228V227H25ZM28 228V227H27ZM30 228V227H29ZM33 227H31V229H32ZM43 228V227H42ZM197 228V227H196ZM209 228V227H208ZM238 228H239V226H238ZM247 228V227H246ZM245 228V229H246ZM18 229V228H17ZM21 229H23V228H21ZM52 229V228H51ZM55 229V228H54ZM57 229V228H56ZM62 229V228H61ZM65 229V228H64ZM108 229V228H107ZM119 229V227L117 228V230ZM125 229H126V227H125ZM124 229V230H125ZM142 229V228H141ZM194 229V228H193ZM192 229V230H193ZM213 229V230H214ZM223 229H224V227H223ZM3 230V229H2ZM26 230V229H25ZM39 230H40V228H39ZM67 230V229H66ZM168 230V229H167ZM170 230V229H169ZM176 230V229H175ZM179 230V229H178ZM201 230H203V229H201ZM217 230V229H216ZM215 230V231H216ZM233 230H234V228H233ZM237 230V229H236ZM235 230V231H236ZM20 232L22 231V230H19ZM19 231H18V233H19ZM33 231V230H32ZM54 231H56V230H53L52 232H54ZM62 231V230H61ZM171 231V230H170ZM191 231V230H190ZM198 231V230H197ZM226 231V230H225ZM231 231V230H230ZM247 231V230H246ZM1 232H4V231H1ZM6 232V231H5ZM35 232H37V231H35ZM35 232L33 233V234H35ZM113 232H115V230L113 231ZM119 232V231H118ZM174 232V231H173ZM176 232H177V230H176ZM179 232V231H178ZM193 232V231H192ZM191 232V233H192ZM195 232V231H194ZM201 232V231H200ZM204 232V231H203ZM210 232V231H209ZM208 232V233H209ZM213 232V231H212ZM212 232H210V233H212ZM217 232H218V230H217ZM228 232V231H227ZM254 232V231H253ZM41 233V232H40ZM56 233V232H55ZM54 233V234H55ZM116 233V232H115ZM187 233H189V232H187ZM215 233V232H214ZM251 233V232H250ZM15 234H17V233H15ZM33 234H32V236H33ZM49 234V233H48ZM178 234V233H177ZM176 233H175V235H177ZM181 234V233H180ZM223 234V233H222ZM231 234V233H230ZM232 234H233V232H232ZM231 234V235H232ZM237 234V233H236ZM6 235V234H5ZM4 235V236H5ZM22 235H24V233H22ZM27 235V234H26ZM36 235V234H35ZM183 235V234H182ZM193 235V234H192ZM215 235V234H214ZM221 235V234H220ZM244 235V234H243ZM1 236V235H0ZM3 236V237H4ZM37 236V235H36ZM52 236V235H51ZM110 236V235H109ZM135 236V235H134ZM208 236V235H207ZM212 236V235H211ZM233 236H235V235H233ZM20 236H18V238H19ZM29 237V236H28ZM38 237V236H37ZM122 237V236H121ZM170 237V236H169ZM187 237V236H186ZM193 237V236H192ZM197 237V236H196ZM206 237V236H205ZM227 237V243H225L226 245H228L229 246V249L227 248V250H229V251H233V244L235 243H232V237H230V236H226ZM21 238V237H20ZM22 238H23V236H22ZM33 238V237H32ZM36 238V237H35ZM46 238V237H45ZM111 238V237H110ZM110 238L109 239H107L106 240V245H108V249H107V251L103 254H101V253H99L100 251H99V249L97 250V252H95L94 254H93V256L91 257V259H90V262L88 263V264H102V263H104V264H121L122 263V260H123V254H122V252L120 251V250H118L117 249V247H116V245H118V244H115V246L114 245H112L111 247H110V245L108 244L109 243V240H110ZM120 238V237H119ZM171 238H172V236H171ZM170 238V239H171ZM209 238V237H208ZM1 239V238H0ZM7 239V238H6ZM59 239H60V237H59ZM122 239V238H121ZM173 239V238H172ZM175 239H177V238H175ZM188 239V238H187ZM189 239H191V238H189ZM202 239V238H201ZM224 239H226V238H224ZM223 239V240H224ZM234 239V238H233ZM252 239V238H251ZM3 240H5V238L3 239ZM14 240V239H13ZM17 240V239H16ZM33 240V239H32ZM35 240V239H34ZM45 240V239H44ZM52 240V239H51ZM112 240V239H111ZM114 240V239H113ZM112 240V241H113ZM169 240V239H168ZM207 240V239H206ZM212 240V239H211ZM245 240V239H244ZM20 241V240H19ZM46 241H47V239H46ZM57 241V240H56ZM177 241H178V239H177ZM182 241V240H181ZM181 241H180V243H181ZM188 241V240H187ZM191 240H189V242H190ZM193 241V240H192ZM234 241H235V239H234ZM6 242V241H5ZM10 242V241H9ZM15 242V241H14ZM13 242V243H14ZM17 242V241H16ZM49 242V241H48ZM186 242V241H185ZM189 242H187V243H189ZM195 242V241H194ZM196 242H198L197 240H196ZM204 242V241H203ZM205 242H207V241H205ZM204 242V243H205ZM245 242V241H244ZM102 243V242H101ZM186 243V244H187ZM192 243V242H191ZM190 243V244H191ZM203 243V244H204ZM2 243L0 242V245H1ZM55 244V243H54ZM112 244V243H111ZM137 244V243H136ZM164 244V243H163ZM190 244H187V251H184L185 253V255H184V257H183V259L184 260H186V261H184V260H182V261H184V262H187V259H189L192 255V253L190 254L191 256H189V258L187 257L188 255H189V251H188V249H189V246H190ZM193 244V243H192ZM220 244V243H219ZM223 244V243H222ZM222 244H220V245H222ZM237 244V243H236ZM253 244V243H252ZM5 245V244H4ZM45 245H46V242H45ZM96 245V244H95ZM105 245V246H106ZM185 245V244H184ZM205 245V244H204ZM6 246V245H5ZM12 246V245H11ZM54 246V245H53ZM93 246H94V244H93ZM92 246V247H93ZM172 246V245H171ZM194 246V245H193ZM192 246V247H193ZM198 246V245H197ZM196 246V247H197ZM203 246V245H202ZM39 247H41V246H39ZM44 247H46V246H44ZM50 247V246H49ZM74 247V246H73ZM91 247V248H92ZM135 247H136V245H135ZM181 247H183V246H181ZM221 247V246H220ZM245 247V246H244ZM75 248V247H74ZM100 248V247H99ZM185 248V247H184ZM183 248V249H184ZM201 248V247H200ZM219 248V247H218ZM236 248V246L234 247V249ZM238 248V247H237ZM250 248V247H249ZM248 248V249H249ZM256 248V247H255ZM5 249V248H4ZM3 249V250H4ZM11 249V248H10ZM46 249V248H45ZM50 249V248H49ZM182 249V250H183ZM217 249V248H216ZM245 249H246V247H245ZM2 250V249H1ZM44 250V249H43ZM71 250V249H70ZM181 249H179V254H181V251H180ZM196 250V249H195ZM220 250V249H219ZM236 250V249H235ZM42 250H40V251H38V252H41ZM129 251V250H128ZM161 251V250H160ZM192 251V250H191ZM190 251V252H191ZM223 251H224V249H223ZM255 251V250H254ZM3 252V251H2ZM61 252V251H60ZM71 252V251H70ZM69 252V253H70ZM175 252V251H174ZM193 253H194V251H192ZM233 252H235V251H233ZM238 252V251H237ZM251 252V251H250ZM22 253H24V252H22ZM28 253V252H27ZM33 253V252H32ZM36 253H37V250H36ZM42 253H43V251L41 252V254L40 255H42ZM68 253V252H67ZM68 253V254H69ZM73 253V252H72ZM169 253V252H168ZM171 253H173V251L171 252ZM218 253H219V251H218ZM248 253V252H247ZM67 254V255H68ZM85 254V253H84ZM84 254H83V256H84ZM170 254V253H169ZM176 255H177V253H175ZM178 254V255H179ZM198 254V252L196 253V255ZM29 255V254H28ZM35 255H37V254H35ZM45 254L43 253V256H44ZM53 255H55V254H53ZM73 255H74V253H73ZM161 255V254H160ZM175 255V256H176ZM177 255V256H178ZM183 255V254H182ZM195 255V256H196ZM202 255V254H201ZM224 255H225V253H224ZM228 255H229V253H228ZM18 256V255H17ZM16 256V257H17ZM37 256H39V255H37ZM37 256L36 257H34V258H37ZM49 256V255H48ZM58 256V255H57ZM70 256V255H69ZM87 256V255H86ZM172 255L170 254V257H171ZM181 256V255H180ZM250 256V255H249ZM22 257V256H21ZM30 257V256H29ZM61 257V256H60ZM71 257H72V255H71ZM168 257V256H167ZM166 257V258H167ZM197 257H199L198 255H197ZM218 257V256H217ZM220 257V256H219ZM232 257V256H231ZM234 257V256H233ZM236 257V256H235ZM238 257V256H237ZM243 257V256H242ZM0 258H2V257H0ZM13 258H15V257H13ZM20 258V257H19ZM24 258V257H23ZM26 258V257H25ZM31 258H32V256H31ZM33 258V259H34ZM41 258H42V256H41ZM40 258V259H41ZM50 258V257H49ZM138 258V256L137 257H134V259L132 260L133 262H132V264H137L136 262H138L137 259ZM212 258V257H211ZM251 258V257H250ZM22 259V258H21ZM21 259L19 260V261H21ZM84 259V258H83ZM129 259V258H128ZM170 259V258H169ZM178 259H182V258H178ZM217 259V258H216ZM241 259V258H240ZM254 259V258H253ZM27 260H28V258H27ZM43 260H45L44 258H43ZM69 260V259H68ZM163 260V259H162ZM167 260V259H166ZM174 260V262L176 263V261H175V258H174V254H173V257H172V260L171 261H173ZM194 260H195V258H194ZM199 260V259H198ZM234 260V259H233ZM3 261V260H2ZM1 261V262H2ZM41 261V260H40ZM71 261V260H70ZM84 261V260H83ZM83 261H81V262H79L78 264H84L83 263ZM87 261V260H86ZM182 261H181V263H182ZM203 261V260H202ZM202 261H200V262H202ZM211 261V260H210ZM213 261V260H212ZM216 261V260H215ZM229 261H231V260H229ZM228 261V262H229ZM240 261V260H239ZM0 262V263H1ZM15 262V261H14ZM26 262V261H25ZM29 262H30V259H29ZM41 262H43V261H41ZM45 262V261H44ZM49 262H50V260H49ZM54 262H56V261H54ZM66 262V261H65ZM173 262V263H174ZM197 262H199V261H197ZM196 262V263H197ZM199 262V263H200ZM233 262V261H232ZM242 262V261H241ZM22 263V262H21ZM27 263V262H26ZM37 263V262H36ZM39 263V262H38ZM174 263V264H175ZM178 263H179V261H178ZM177 263V264H178ZM193 263V262H192ZM195 263V264H196ZM218 263H219V261H218ZM243 263V262H242ZM250 263V262H249ZM34 264V263H33ZM53 264H55V263H53ZM57 264V263H56ZM65 264V263H64ZM87 264V263H86ZM128 264V263H127ZM184 264V263H183ZM188 264V263H187ZM189 264H191V263H189ZM194 264V263H193ZM198 264V263H197ZM220 264V263H219ZM226 264V263H225ZM232 264H234V263H232Z\"/></svg>",
    "mask_w": 264,
    "mask_h": 264
}]
</instances>
